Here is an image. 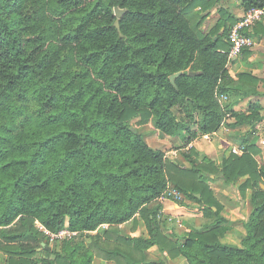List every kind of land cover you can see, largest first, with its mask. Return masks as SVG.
I'll return each instance as SVG.
<instances>
[{
  "label": "trees",
  "instance_id": "1",
  "mask_svg": "<svg viewBox=\"0 0 264 264\" xmlns=\"http://www.w3.org/2000/svg\"><path fill=\"white\" fill-rule=\"evenodd\" d=\"M225 1L159 0V4L150 12L128 7L127 0H56V3L61 9H80L71 14V18L77 21L73 32L78 33L72 36V41L79 42L80 36L84 38L88 47L86 57H81L83 65L99 63L101 71L98 75H103L105 67H111L106 62L113 56L128 52L125 48L121 53L120 49L121 42L129 39L122 34L128 32L129 25L144 24L148 32H137L130 37L136 45L132 56H152L158 46H162L161 51L171 48L174 57L184 50L180 63L186 66L191 61L190 51L198 48L199 58L205 64V72L177 71L179 75L173 80L170 79L171 75L161 71V77H167L166 83L172 81L180 84L188 78L208 84L207 67H210L214 78L238 75L250 85L247 89L253 88V83L261 79L249 73L232 74L224 67L230 49L229 26L236 21L228 7L221 4ZM146 2L151 7L154 0ZM209 4L214 7L203 11L202 15L196 11ZM263 5V0L240 1L243 13ZM178 6H183L179 13L176 12ZM115 8L124 10L118 19L119 30L115 27ZM44 10V0H0V121L7 120V123L0 122V249L8 250L9 264H93L98 251L104 253L105 259L111 264H165L162 260L147 259L146 251L157 247L172 257L186 256L187 250L196 243L193 235L207 237L213 231H226L223 227L225 219L221 216L222 221L217 219L215 225H204L199 232L185 235L183 243L165 246L169 241L160 232L157 218L161 204L157 198L168 183L163 180L147 183L141 181L145 177L155 178L162 171H173L182 177V182L172 186L185 199L201 206L205 216L218 217L222 207L206 179L219 176L224 184L229 185L231 166L221 169L216 177L214 169V173H210L208 168L197 167L191 160L187 161L193 165L191 169L172 163L164 168L161 149L151 147L143 134L133 150L136 159L122 163L116 172L109 168L97 172L94 167L84 163L86 153L81 152V147H94L101 151L107 147L101 140L86 137L83 144L74 146L71 151L65 150L64 142L71 143L77 138L74 133L63 129L61 105L54 94L56 86L63 85L61 92L74 93L63 97L65 103L72 102L70 108L84 100L85 96L92 99L89 94H99L100 89L88 78L87 72H73V66H68L67 71L63 72L55 70L58 62L62 65L64 60L58 48L54 51L49 47L52 38L43 27L46 21ZM211 11L216 12L217 17L211 26L205 28ZM190 14L199 16L196 27L203 25L204 29L200 36L204 40L211 37L210 42L204 43L203 47L192 38L188 27ZM64 19L61 12L59 19L54 18L51 22H63ZM222 24L225 27H221ZM217 29L219 34L214 35ZM149 33L152 34V43H149ZM112 36H115V44L111 43ZM63 42H69L68 34L63 35ZM102 48L108 55H102ZM247 51L243 50L242 55ZM135 67L134 64L124 63L122 72L125 75L116 74L109 87L113 91L125 93L127 88L122 86L131 74L130 70ZM144 75L151 78L155 73L149 71ZM211 82L214 83V80ZM244 91L239 86L221 88L220 94H232L233 99L222 108L214 101L213 110L206 112L199 123L190 119L185 131L193 137L191 143L197 134L218 131L227 115L232 120L228 123L229 127H251L250 131L239 137L238 143L245 146V152L241 155L254 170L252 186L256 191L249 201V216L264 224V199L257 198L264 197V183L260 182L264 179V171H256L264 169V161L260 164L255 159L258 153L255 143L257 136L252 132L255 125L264 122V114H261L262 106L258 100H249L245 110L235 109L240 100L248 96ZM32 97L36 98L38 108L35 113L25 114V110H30L33 103ZM71 115H75V112ZM13 120L19 122L13 123ZM167 123L170 125L171 121ZM99 124L102 125L103 120ZM36 125L40 126L39 130ZM45 130H54L55 134ZM100 131L105 129L100 128ZM127 131L133 132L132 128ZM161 131H167V127H161ZM117 172L122 174L118 175ZM243 174L237 173L238 176ZM246 184L248 181L244 180L238 188L242 195ZM189 186L191 191L188 190ZM138 219L144 223L148 236L121 233L119 225L135 223ZM36 221L51 234L62 229L76 234L50 241V237L35 225ZM103 225H108V228L99 232ZM87 237L92 246L84 242ZM49 242H60L59 250L51 249ZM202 251L212 264H231V257L241 254L238 250L217 244H205ZM41 252H45V256L38 257ZM200 264H204V261Z\"/></svg>",
  "mask_w": 264,
  "mask_h": 264
},
{
  "label": "clouds",
  "instance_id": "2",
  "mask_svg": "<svg viewBox=\"0 0 264 264\" xmlns=\"http://www.w3.org/2000/svg\"><path fill=\"white\" fill-rule=\"evenodd\" d=\"M44 3L46 21L43 27L46 29V34L52 38V43L49 47L54 51L58 48L61 58L64 60L62 65L58 62V67L55 70L63 72L67 71L68 66H73V72H87L88 78L100 89L99 94H89L92 99L85 96L84 100L70 108L72 102L65 103L63 97L74 95V93L70 91L61 92L60 89L63 85L56 86L54 94L57 96V102L61 105L63 129L74 133L77 138L71 143L65 141L63 145L65 150L71 151L74 146L83 144L86 137L101 140L107 144V147L101 151H97L94 147H81V152L86 153L84 163L94 167L97 172H102L105 168L116 172L122 163L126 161L130 163L132 159H136L133 150L137 142L142 138V134L151 128L154 129L155 133L154 147L158 145L164 146L161 150L164 168H168L169 163H172L191 169L193 165L187 163L188 160L193 161L197 167L214 169L216 173H219L221 169L227 166H231V176L228 183L233 191L240 188L244 180L248 181V184L243 189V198L241 199L240 193H237L235 197L240 204L244 205L246 211L240 212L241 220L239 223L235 220H228L224 223L223 227L227 229L224 232L213 231L207 237L193 235L196 243L191 249L187 250L188 255L177 257L178 264H200L202 260L204 264H212L209 257L202 251L205 244H217L221 247L238 250L241 254L231 257V264H264V255H262L264 254V224L249 216L251 210L249 201L252 198V194L256 191L252 186L254 170L245 163V157L237 151V147L234 145H230L227 150L220 149L207 159L195 154V148L190 143L193 137L189 136L188 132L185 131L190 119L199 123L206 112L213 110L214 101L218 102L222 108L224 103H228L233 99L232 94L221 98V88L231 89L239 86L243 91L250 85L238 75L224 79L214 78L210 67H207L208 84L188 78L183 79L180 84L172 81L166 83L167 77H161V71L172 76H175L177 71L205 72V64L199 58L198 48L190 51L191 61L186 66L180 63L184 50L181 51L179 56L174 57L171 48L161 51L162 46H158L152 56H132L131 53L135 51L136 45L130 37L135 36L137 32H148V28L144 24L129 25L128 32L122 33L128 36L129 39L121 42L122 47L120 49L121 53H123L125 48L128 49V52L120 56H113L110 61L106 62L111 67H105L103 75H98L101 71L99 63L88 66L83 65L81 57H86V49L88 47L84 43V38L80 36L79 42L72 41V36H77L78 33L73 32V26L77 21L71 18V14L73 11L79 12L80 9H61L56 0H51L50 3L49 0H44ZM158 4L159 0H154L151 7L146 0H127L128 7L145 12L153 11ZM115 6L113 5V7ZM181 7L183 6L176 8L177 13L181 11ZM212 7L214 6L209 4L208 7L196 9V11H199L202 15L203 11H209ZM61 12L63 17H65L63 22L52 23L51 21L54 18L59 19ZM253 16L259 20V34H264V10L258 14L254 11ZM198 19L199 16H191L188 27L191 29L192 38L203 47L204 43L210 42L211 37L208 40H204L200 36V32L204 29L203 25L200 28L196 27V20ZM221 27H225V25L222 24ZM249 31H253V29L250 28ZM64 34L69 35V42L62 43ZM218 34L219 29L214 35ZM152 42V34L149 33V43ZM111 43H116L115 36L111 37ZM100 51L102 55H108L105 49L102 48ZM162 60L164 63H160ZM124 63L134 64L136 67L130 70L131 74L127 76L125 85L122 86L126 87L127 91L121 93L120 91H113L109 87V83L115 78L116 74L125 75L122 72ZM224 67L229 68V65L225 63ZM229 70L232 71L231 68ZM245 70L247 69H236V71ZM149 71L155 73L151 78L144 75L145 72ZM213 80L214 83L211 82ZM125 96L128 98L125 99ZM32 100L33 103L30 106V110H25V114L35 113L38 108V104L35 102L36 98L32 97ZM73 111L75 115H71ZM217 111L219 110L217 109ZM101 120H103L102 125L99 124ZM169 121H171L170 125L167 123ZM0 122L7 123V120ZM18 122L13 120V123ZM157 125H160V127H157ZM121 126H123L122 131L120 130ZM36 127L39 130L40 126L36 125ZM161 127H167V131L162 132ZM100 128H104L105 131H100ZM128 128H132L134 131L129 133L127 131ZM45 131L49 134H55L54 130ZM245 131H247L246 128L237 127L229 134L241 137ZM113 132L116 134L113 135ZM195 138L198 141L202 139L200 134H197ZM117 145H119L118 149ZM36 147H39V145H36ZM110 149L117 150L110 151ZM256 171H264V169H256ZM237 173L244 174L238 176ZM117 174L120 175L122 173L117 172ZM96 178L100 179L99 176ZM159 180H163L171 186L172 184L181 183L182 177L173 171H162L159 176L155 178L145 177L141 182L147 183ZM260 182L264 183V179H261ZM188 190L191 191L192 188L189 186ZM257 198L264 199V197L260 196ZM226 211L239 212V209H226ZM17 219H20V217H17ZM217 219L222 221V217L218 215V217H210L208 220L189 222V227L184 228L182 232L178 230V232L181 235L199 232L205 224L215 225ZM25 220H28V218L25 217ZM212 237H215V239ZM0 264H9L8 250L6 248L0 249Z\"/></svg>",
  "mask_w": 264,
  "mask_h": 264
},
{
  "label": "rangeland",
  "instance_id": "3",
  "mask_svg": "<svg viewBox=\"0 0 264 264\" xmlns=\"http://www.w3.org/2000/svg\"><path fill=\"white\" fill-rule=\"evenodd\" d=\"M240 1L239 0H226L224 3H221V4H224L228 7L229 11L231 12V15L234 16L233 20H235V19L237 20L238 18H240L243 15L242 9L240 7ZM216 17H217V13L214 12V17H212V19H215ZM205 28H207V27H205ZM256 44L257 43L255 41V45L253 46V48L248 50L246 54L241 55L238 59H240L239 62H240L242 69H247L245 71H247V73L252 74L254 76L256 75L255 77L259 76L257 78L261 79V81H259L258 83H253V86H254V87L252 86L253 88H249V89H246L244 91V92L248 93V96L244 97V99L240 100V102L235 106V108L237 110H245L246 106H247V102L249 100L250 101H257L258 100L262 106L261 114H264V78H263L264 77V55L262 54L261 56L258 55L256 57L253 56V54L257 52L256 51L257 50ZM253 70H255V72H253ZM232 74H236V73H232ZM261 126L264 127V122L261 123ZM234 129H236V128H234ZM246 129H247V131H250L251 127L250 128L247 127ZM247 131H245V132H247ZM225 133H227V132H225ZM143 135L145 136L146 142L151 147H154V145H153V140H154V135H155L154 129H151V128L147 129L143 133ZM228 137H230V135ZM231 138L233 140H236V141H238V139H239V137H236L233 135H231ZM255 143H256V148L258 151L257 155H255V159L258 161V163L261 164L264 161V147H261L259 144H257V142H255ZM205 144H203L202 142H198L196 144V146L194 148L197 151V155H201L203 158L207 159L208 157H210L211 155H213L219 151L217 148L215 151L208 144H206V146H204ZM154 148H158V149L162 150L164 148V146L158 145V146H155ZM209 170H210V173H214L212 171V169H209ZM214 176L215 177L217 176L216 172H215ZM222 181L223 180L219 176H217L216 178H213L211 180L206 179V182H207V185L209 188L213 185L220 184ZM242 198H243V195L241 194V199ZM169 201H171V200H169ZM160 204L162 205V203H160ZM176 204H178V203H176ZM182 205L184 206V209L181 210L182 212L178 213V214H180L178 216L175 215L176 211L174 212L173 215H171V213H170V215L167 213H164V212H162V210H160L158 213L157 219L159 221L160 232L162 233L163 236H166V238L169 241L165 244V246L167 245V247L170 246L172 243L173 244L183 243V239H184L185 235H181L180 232H182V230L184 228L189 227V222H190L189 218L193 217L195 219V222L197 220H200V218H195L196 215L194 212L196 210L191 211L188 208V207H191L192 209H194L196 207L199 210L200 206L196 202L184 198ZM242 207H243V205H242ZM170 211L173 212V210H170ZM244 211H246V209ZM210 217H213V216H205V218H208V219ZM118 228L121 231V233L128 234L130 236H137V235L148 236L147 229H146L144 223L139 219L135 223L130 222V223H127L126 225H119ZM178 230H180V232H178ZM98 231L103 232V231H105V229L101 228ZM85 239H84V242L86 244L91 245L90 238L87 237ZM60 242H56V243L49 242L48 245L50 246L51 249L59 250ZM37 256L38 257L45 256V252L44 253L43 252L38 253ZM104 256H105L104 253L98 251L97 256L95 257L93 264H101V261L106 262V264H111L112 262L110 263V261L106 260ZM146 257H147V259H150V260H159L160 259V260L164 261L165 264H178L177 257H179V256H173L172 257V256H169L167 253H163L157 247H151L146 251Z\"/></svg>",
  "mask_w": 264,
  "mask_h": 264
},
{
  "label": "crops",
  "instance_id": "4",
  "mask_svg": "<svg viewBox=\"0 0 264 264\" xmlns=\"http://www.w3.org/2000/svg\"><path fill=\"white\" fill-rule=\"evenodd\" d=\"M242 12H243V10H242ZM212 17H214L213 11H211V13L208 17V22L206 24V27H209L214 23L215 19H212ZM252 29H253V31H251V33L253 34V37L255 38V41L257 43L256 44V48H257L256 51L257 52L254 53L253 56L256 57L258 55L259 56H261L262 54L264 55V34H259V32H258L259 21L253 26ZM239 61H240V59H237V60L233 61L231 64H229V68H227V69L228 70L230 68L232 69V71L229 70L230 73H236V74L247 73V71H236L237 68L242 69ZM253 72H255V70H253ZM257 77H259V76H257ZM232 130H234V128L232 129L231 127H229V131H227V133H225V131H223V130H218V132L216 134L212 135L208 140L200 139L198 141L197 139H195L191 142V145H192V147H195L198 142H202L203 144H205V143L208 144L215 151H216V148L218 150H220V149L227 150V147L230 144H239L238 141L233 140L231 138V135L229 133ZM229 135H230V137H228ZM206 144L204 146H206ZM216 185H213L210 188L213 191L214 197L217 199V201L219 202V204L222 207V210L220 212V216H222L223 219H225V223L228 220H235L237 223H239L241 220L240 212H243L245 209H244V205L242 207V204H240L239 201H237L235 199L236 194L239 193L238 189L233 191V189L229 185L224 184L223 181L220 184H216ZM188 208L191 211L196 210L194 212L196 215L195 218H200V220H207L208 219V218H205L203 210L201 209L202 208L201 206L199 207V210L196 207L194 209H192L191 207H188ZM183 209H184V206L182 204L181 205L176 204V202L169 201V200H166L161 205L162 212L167 213L169 215H170V213H171V215H173L174 212L176 211L175 215L178 216V215H180L178 213L182 212L181 210H183ZM226 209H228V210L239 209V212H236V211H230L229 212V211H226ZM170 210H173V212ZM192 218L193 217L189 218L190 222H195V219L194 218L192 219ZM128 223H130V222H128ZM126 224L127 223H125L123 225H126ZM205 225H207V224H205ZM101 228L106 229V228H108V225H103L100 227V229ZM101 264H106V262L101 261Z\"/></svg>",
  "mask_w": 264,
  "mask_h": 264
},
{
  "label": "built area",
  "instance_id": "5",
  "mask_svg": "<svg viewBox=\"0 0 264 264\" xmlns=\"http://www.w3.org/2000/svg\"><path fill=\"white\" fill-rule=\"evenodd\" d=\"M264 3V0H263ZM264 10V5L261 8H252L243 15L238 18L233 24L229 26L228 31V40L230 43V49L228 52V62L227 64H231L233 61L238 59L241 55L243 50H250L255 45V39L253 35H251V31H249L250 28H253V26L259 21L255 16H253V12L259 13L260 11ZM226 94H220V97H225ZM226 105V103H224ZM223 105V106H224ZM232 122L231 119H229L228 115L226 118L222 121L221 126L219 130H223L225 132L229 131L228 123ZM218 131L212 133V134H204L201 135L202 139L208 140L212 135L216 134ZM253 135L257 136V143L264 147V127L261 126V123L254 126V129L252 130ZM237 147V151L241 154L245 152V146L241 144H230ZM230 145L227 147V149L230 147ZM166 200H171L176 203H180L184 201V196L175 189L172 185H167L166 189L163 191V193L157 198V201L159 203H163ZM35 225L40 229L43 230L46 235L50 237V241H53L54 239H63V238H69L73 235H75V232H71L67 229H62L58 231L56 234H51L47 230H45L37 221L35 222Z\"/></svg>",
  "mask_w": 264,
  "mask_h": 264
},
{
  "label": "water",
  "instance_id": "6",
  "mask_svg": "<svg viewBox=\"0 0 264 264\" xmlns=\"http://www.w3.org/2000/svg\"><path fill=\"white\" fill-rule=\"evenodd\" d=\"M124 13V10H119L117 8L114 9V16L116 17V21H115V27L119 30V23H118V19L122 16V14ZM192 74V73H191ZM179 75V73H176L175 76H170V79L173 80L175 77H177ZM132 131H134V129H132Z\"/></svg>",
  "mask_w": 264,
  "mask_h": 264
}]
</instances>
